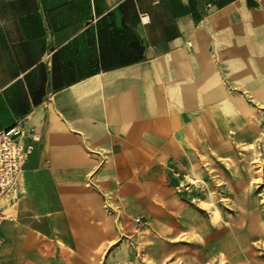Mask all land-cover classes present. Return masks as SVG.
<instances>
[{"label": "crops", "instance_id": "crops-1", "mask_svg": "<svg viewBox=\"0 0 264 264\" xmlns=\"http://www.w3.org/2000/svg\"><path fill=\"white\" fill-rule=\"evenodd\" d=\"M263 97L264 0H0V132L38 136L1 264H139Z\"/></svg>", "mask_w": 264, "mask_h": 264}, {"label": "rangeland", "instance_id": "rangeland-1", "mask_svg": "<svg viewBox=\"0 0 264 264\" xmlns=\"http://www.w3.org/2000/svg\"><path fill=\"white\" fill-rule=\"evenodd\" d=\"M250 103L248 131L223 135L216 152L191 154L181 172L192 191L177 186L184 209L163 219L174 231L140 238L139 264H264V97Z\"/></svg>", "mask_w": 264, "mask_h": 264}, {"label": "built area", "instance_id": "built-area-1", "mask_svg": "<svg viewBox=\"0 0 264 264\" xmlns=\"http://www.w3.org/2000/svg\"><path fill=\"white\" fill-rule=\"evenodd\" d=\"M18 135L19 131L15 130L0 132V222L4 219L1 203L3 201L11 202L15 200L19 174L26 158L33 151L35 142H38V136L31 134L29 137L33 144L24 146L18 141ZM178 188L183 193H190L192 191L190 184H184V186L178 185ZM134 222L140 223V219L135 218ZM2 245L0 237V249Z\"/></svg>", "mask_w": 264, "mask_h": 264}]
</instances>
